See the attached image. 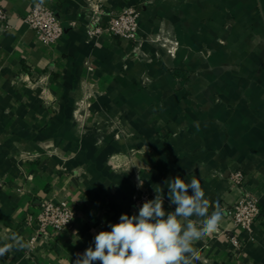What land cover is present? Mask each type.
<instances>
[{"label":"crops","instance_id":"0c3cea01","mask_svg":"<svg viewBox=\"0 0 264 264\" xmlns=\"http://www.w3.org/2000/svg\"><path fill=\"white\" fill-rule=\"evenodd\" d=\"M38 1L0 0V264H75L98 232L138 214L137 191L162 188L174 211L176 176L198 179L209 212H223L194 264H264V215L249 232L223 210L242 170L264 212V0H46L64 29L52 46L24 19ZM128 7L138 42L89 35ZM41 199L79 215L30 247Z\"/></svg>","mask_w":264,"mask_h":264},{"label":"clouds","instance_id":"9594fccd","mask_svg":"<svg viewBox=\"0 0 264 264\" xmlns=\"http://www.w3.org/2000/svg\"><path fill=\"white\" fill-rule=\"evenodd\" d=\"M169 205L164 208L163 190L139 206L138 214H121L110 231L98 232L75 264H194L198 241L214 234L223 219L217 206L209 212V200L200 181L186 182L180 176L166 181ZM142 187V182L137 185ZM191 190V194L190 191Z\"/></svg>","mask_w":264,"mask_h":264},{"label":"built area","instance_id":"2783aa9c","mask_svg":"<svg viewBox=\"0 0 264 264\" xmlns=\"http://www.w3.org/2000/svg\"><path fill=\"white\" fill-rule=\"evenodd\" d=\"M46 0H39L33 5L24 19L35 31L39 40L49 46L55 45L63 34L61 18L48 6ZM109 19L106 26H95L88 30L90 36H95L102 31H109L121 38L135 42L140 40L138 30L139 10L136 7H128L122 11L107 13ZM7 12L0 8V19H6ZM161 40L157 36V41ZM175 50L172 44L169 51ZM232 181L240 188V198L231 205L223 208L225 214L234 224L236 229L251 232L254 223L263 219V209L259 198L245 186V175L242 170L231 173ZM135 206H139L151 199L149 191L141 189L135 194ZM79 210L76 204L68 201L41 199L37 205V211H28L27 223L32 227L33 234L29 240V246L33 247L38 239L50 240L53 231L68 229L78 217ZM230 240L235 249L241 247V241L235 233L230 235Z\"/></svg>","mask_w":264,"mask_h":264}]
</instances>
